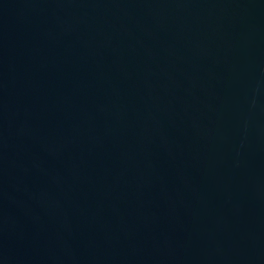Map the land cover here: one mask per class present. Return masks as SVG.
Segmentation results:
<instances>
[{
	"label": "water",
	"instance_id": "1",
	"mask_svg": "<svg viewBox=\"0 0 264 264\" xmlns=\"http://www.w3.org/2000/svg\"><path fill=\"white\" fill-rule=\"evenodd\" d=\"M0 264H264V0H0Z\"/></svg>",
	"mask_w": 264,
	"mask_h": 264
}]
</instances>
